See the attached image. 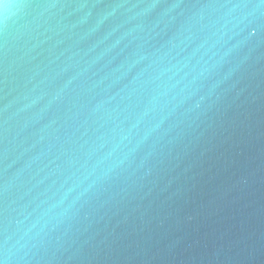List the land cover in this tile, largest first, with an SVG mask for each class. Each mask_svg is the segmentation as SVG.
Wrapping results in <instances>:
<instances>
[{"label": "water", "instance_id": "95a60500", "mask_svg": "<svg viewBox=\"0 0 264 264\" xmlns=\"http://www.w3.org/2000/svg\"><path fill=\"white\" fill-rule=\"evenodd\" d=\"M0 264H264V0H0Z\"/></svg>", "mask_w": 264, "mask_h": 264}]
</instances>
